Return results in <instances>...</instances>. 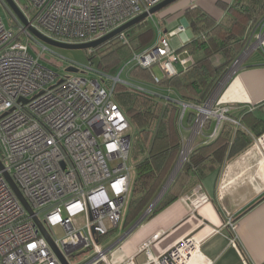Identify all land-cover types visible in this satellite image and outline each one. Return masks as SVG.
Returning a JSON list of instances; mask_svg holds the SVG:
<instances>
[{
	"label": "built area",
	"instance_id": "built-area-1",
	"mask_svg": "<svg viewBox=\"0 0 264 264\" xmlns=\"http://www.w3.org/2000/svg\"><path fill=\"white\" fill-rule=\"evenodd\" d=\"M162 1L27 0L25 5L34 11L33 19L27 18L30 25L39 30L38 25L44 30L40 32L59 41L80 43L103 37ZM4 3L11 28L0 15V264H64L35 216L44 223L68 264H112L110 253L128 235L106 247L107 242L101 241L123 221L135 168L129 164L134 130L114 98L115 88L120 83L132 85L121 79L125 66L150 70L158 83L162 76L155 73L154 66H160L163 75L174 76L188 67L193 57L187 50L172 48L167 36L159 31L150 45L132 52L118 75L97 69L101 79L79 74L59 76L41 63L43 51L37 56L30 51V44L23 37H36L29 25ZM120 36L127 41L124 32ZM258 49L264 50V17L250 28L243 53L212 94L200 105L179 102L182 135L186 112H196L190 125L191 135L182 140L177 162L168 177L170 185L163 186L143 213L145 217L188 161L207 119L214 117L217 121L212 136L224 120L240 124L229 116L230 107L222 100V94L244 60ZM253 146L264 157V133L254 137ZM6 172L18 184L33 214L14 192ZM188 199L194 214L208 196L198 185ZM80 215L82 219L78 220ZM225 225L232 231L233 245L240 249L236 223L230 214ZM54 227L62 228L65 236L58 238ZM157 238L158 234L154 236ZM152 242H145L140 249L146 254L145 264H213L201 250L202 239L192 234L160 255L151 252ZM80 257L83 258L73 263ZM120 264L138 263L133 255Z\"/></svg>",
	"mask_w": 264,
	"mask_h": 264
},
{
	"label": "trees",
	"instance_id": "trees-1",
	"mask_svg": "<svg viewBox=\"0 0 264 264\" xmlns=\"http://www.w3.org/2000/svg\"><path fill=\"white\" fill-rule=\"evenodd\" d=\"M223 9L225 14L220 20L199 6L186 9L184 16L194 37L179 50H187L192 55L193 62L188 67L181 68L174 76L162 75L157 83L150 70L133 66L128 71L132 85L120 83L115 88L114 98L129 117L134 130L131 157L136 176L122 222L124 226L133 224L142 216L162 190L177 162L182 145L179 127L182 105L179 102L200 105L212 94L243 53L250 28L264 17V0H234ZM132 28L138 30L130 38ZM130 29L124 32L127 41L118 35L93 50V57L99 55V71L115 76L133 51L150 45L156 37L154 28L146 20ZM260 51H254L247 62L261 61ZM138 86L144 89L140 90ZM229 116L236 118L231 113ZM195 117L196 112L188 110L184 125L190 126ZM239 120L240 124L222 121L214 140L193 149L171 186L143 221L175 202L192 176L202 180L216 167L252 146L254 137L264 133V104L255 111L246 112ZM215 122L214 117L207 119L204 130L213 131Z\"/></svg>",
	"mask_w": 264,
	"mask_h": 264
},
{
	"label": "crops",
	"instance_id": "crops-1",
	"mask_svg": "<svg viewBox=\"0 0 264 264\" xmlns=\"http://www.w3.org/2000/svg\"><path fill=\"white\" fill-rule=\"evenodd\" d=\"M233 1L183 0L165 8L161 26H151L155 36L160 31L167 36L172 48L180 49L194 37L184 16L186 9L199 6L220 20L225 14L223 6ZM173 31L175 33L171 35ZM260 53L262 60L258 63L247 62L252 53L244 60L222 94V100L230 107L229 113L238 121L246 112L255 111L264 104V50ZM127 81H130L129 77ZM216 125L217 121L214 127ZM185 127L182 140L191 135L190 126L185 124ZM212 133L204 130L197 136L195 146L214 140L216 135L212 136ZM263 159L260 151L252 145L224 165L216 167L202 180L192 176L175 202L152 218L142 221L110 253L111 263H123L134 255L138 264H145L146 254L140 252L145 242L153 240L151 252L160 255L182 237L192 234L202 239L201 250L213 260V264H264ZM198 185L207 193L208 200L199 204L191 214L188 196ZM229 214L236 223L235 235L240 249L233 245L231 231L225 225ZM157 234L158 238L154 239Z\"/></svg>",
	"mask_w": 264,
	"mask_h": 264
},
{
	"label": "rangeland",
	"instance_id": "rangeland-1",
	"mask_svg": "<svg viewBox=\"0 0 264 264\" xmlns=\"http://www.w3.org/2000/svg\"><path fill=\"white\" fill-rule=\"evenodd\" d=\"M14 1L22 9L25 16L28 19L32 20L34 17V11H32L30 8H26L25 4H27V0H14ZM180 1H183V0L177 1L176 4L179 3ZM174 5H175V3H174ZM165 10L166 9L153 14L152 16L147 18L146 21L150 25L154 24L155 26H157L159 24L158 26H161L160 24L162 21L163 12ZM0 15L3 18L4 22L6 23L7 27L11 28V23L9 20L10 13H9V10H8L7 6L5 5L3 0H0ZM36 27H38L39 30L44 32V30H42L38 25ZM137 30L133 29V28L130 29L129 30L130 31L129 37L133 38L135 36ZM248 33H249V31H248ZM23 40L30 44V51L34 55L37 56L38 52L43 51L44 53H43L42 58H41V63L45 67L51 69L53 72L58 74L59 76L79 74L82 77L88 78V79H101L100 75L97 73V69H98L97 64H98L99 55L95 54L94 57L92 56V54H94V52H93L94 49H92V50H90V49L89 50L62 49V48L51 46V45H49V44H47V43H45L39 39H36V38L27 39V37H23ZM44 46L47 47V49H44ZM91 56H92V58H91ZM126 60L122 63V65L120 66V69L116 75H118L120 73V71L122 70V68L126 65ZM70 66L77 67L79 69V71L76 73L75 72H67L66 70ZM131 67H132L131 65L125 66L124 70L121 73V79H124V80L128 79L127 73L131 69ZM154 71L158 76L163 75V70L158 65L154 66ZM132 137L134 140V131H133ZM129 164L130 165L134 164L132 157L129 160ZM135 176H136V173H135V168H134L133 180L135 179ZM167 182H168V179L165 183L166 187H168L170 185L171 181H169L168 183ZM127 207H128V205H127ZM126 212H127V210H126ZM77 218H78V220L82 219V215L78 216ZM123 221H124V218H123ZM134 223L129 225V226H124L123 223H121L119 228L114 229L112 232H110L105 238L102 239L101 243L107 242L104 245L105 247L114 243L124 233H126L132 227V225H134ZM53 231L58 238H62L65 236V232L60 227H54ZM82 258L83 257L74 259L73 263L79 262Z\"/></svg>",
	"mask_w": 264,
	"mask_h": 264
},
{
	"label": "water",
	"instance_id": "water-1",
	"mask_svg": "<svg viewBox=\"0 0 264 264\" xmlns=\"http://www.w3.org/2000/svg\"><path fill=\"white\" fill-rule=\"evenodd\" d=\"M9 7L11 8V10L18 16V18L25 24V25H29V29L30 31L34 34V36L51 45L54 47H58V48H62V49H81V50H92L97 48L98 46L102 45L103 43L111 40L112 38L120 35L121 33L125 32L126 30L130 29L131 27H133L134 25H137L139 23H141L142 21L146 20L147 18H149L150 16H152L153 14L160 12L162 10H164L165 8L171 6L172 4L176 3L179 0H164L161 3H159L158 5L154 6L153 8L150 9L149 12H144L140 15H138L137 17L131 19L130 21L126 22L125 24L121 25L120 27L110 31L109 33H107L106 35H104L103 37L94 40V41H90V42H80V43H67V42H63V41H59L57 39L48 37L47 35L43 34L42 32H40L37 28L33 27L32 25H30L27 17L25 16V14L23 13V11L20 9V7L17 5V3L14 0H4ZM67 72H78L79 69L75 66H70L67 68L66 70ZM62 81V80H61ZM60 81V82H61ZM0 167H3V164L1 162L0 159ZM5 176L7 178V180L9 181L10 185L12 186L14 192L16 193V195L18 196V198L20 199V201L23 203V205L25 206V208L30 212V213H34L31 206L29 205L28 201L26 200V198L24 197L23 193L21 192L18 184L14 181V179L11 177V175L9 173H5ZM145 215L143 214L135 223L134 225H132V227L126 232L124 233L119 240H121L123 237L129 235L137 226H139L141 224V222L143 221ZM34 220L36 221V223L39 225L42 233L44 234V236L48 239V241L50 242L53 250L56 252V254L59 256V258L62 260V262L64 264H68L67 261L65 260L61 250L59 249V247L55 244L53 238L51 237L49 231L47 230V228L45 227L44 223L39 219V217L35 216Z\"/></svg>",
	"mask_w": 264,
	"mask_h": 264
}]
</instances>
